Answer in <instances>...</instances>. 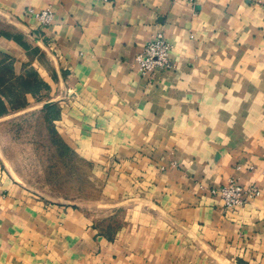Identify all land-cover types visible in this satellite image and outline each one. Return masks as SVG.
<instances>
[{"label":"crops","instance_id":"crops-1","mask_svg":"<svg viewBox=\"0 0 264 264\" xmlns=\"http://www.w3.org/2000/svg\"><path fill=\"white\" fill-rule=\"evenodd\" d=\"M263 1L0 0V264H264ZM158 34L175 67L148 79ZM38 123L96 198L41 195ZM231 179L260 191L234 212Z\"/></svg>","mask_w":264,"mask_h":264},{"label":"rangeland","instance_id":"rangeland-1","mask_svg":"<svg viewBox=\"0 0 264 264\" xmlns=\"http://www.w3.org/2000/svg\"><path fill=\"white\" fill-rule=\"evenodd\" d=\"M36 126L37 128L32 127L30 132H36L37 151L42 161V169L46 170V176L34 177L33 180L36 179L41 190H47L41 195L54 201L70 202H77L79 198H96L97 187L88 176V168L77 162L74 152L60 142L53 128L40 123ZM14 147V156L21 158L27 155V148ZM25 161L23 162H29Z\"/></svg>","mask_w":264,"mask_h":264},{"label":"built area","instance_id":"built-area-1","mask_svg":"<svg viewBox=\"0 0 264 264\" xmlns=\"http://www.w3.org/2000/svg\"><path fill=\"white\" fill-rule=\"evenodd\" d=\"M109 1V0H103ZM191 5H196L198 0H183ZM264 5V1L262 2ZM31 13L36 15V18L43 25H50L53 21V12L44 10ZM171 45L167 41L164 34H158L150 40L144 47L143 52L137 57L139 71L143 77L148 79L155 78L164 70L173 69L175 66L170 58ZM212 194L219 196L224 202L226 211H236L241 207H245L250 201L255 199L260 191L256 186H243L238 180L231 179L229 182L219 189H212Z\"/></svg>","mask_w":264,"mask_h":264},{"label":"trees","instance_id":"trees-1","mask_svg":"<svg viewBox=\"0 0 264 264\" xmlns=\"http://www.w3.org/2000/svg\"><path fill=\"white\" fill-rule=\"evenodd\" d=\"M9 72V68L6 67L3 71H0V85H1V81H2V78H1V75L3 76V74H6ZM5 110V103L0 101V112H3Z\"/></svg>","mask_w":264,"mask_h":264}]
</instances>
